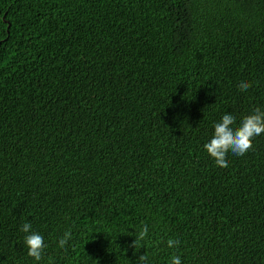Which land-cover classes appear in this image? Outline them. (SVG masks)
<instances>
[{
	"label": "trees",
	"instance_id": "trees-1",
	"mask_svg": "<svg viewBox=\"0 0 264 264\" xmlns=\"http://www.w3.org/2000/svg\"><path fill=\"white\" fill-rule=\"evenodd\" d=\"M255 108L264 0H0V264H264V134L203 147Z\"/></svg>",
	"mask_w": 264,
	"mask_h": 264
},
{
	"label": "clouds",
	"instance_id": "clouds-1",
	"mask_svg": "<svg viewBox=\"0 0 264 264\" xmlns=\"http://www.w3.org/2000/svg\"><path fill=\"white\" fill-rule=\"evenodd\" d=\"M240 91H247L252 85L247 81H241L238 85ZM236 117L231 113L222 116L221 121L214 124V134L210 142L204 144L206 152L215 160L218 167L226 168L229 165L227 155L244 156L253 146V139L264 134V109L255 108L253 112L245 116L238 127H233ZM20 231L25 233L24 244L27 248V255L35 261L43 257L45 244L41 234L32 231L31 223H23ZM149 229L144 226L142 230L135 232V240L131 247L137 249L141 242L148 237ZM72 238L71 230L64 232L59 239V247L65 248ZM179 241L169 239L167 246L173 248L178 246ZM148 255H140L136 264H148ZM170 264H182L178 255H173Z\"/></svg>",
	"mask_w": 264,
	"mask_h": 264
}]
</instances>
